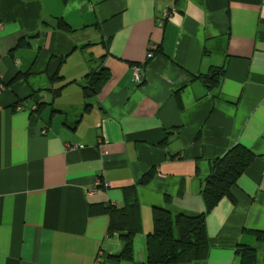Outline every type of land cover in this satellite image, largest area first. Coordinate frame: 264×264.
<instances>
[{
  "label": "crops",
  "instance_id": "obj_1",
  "mask_svg": "<svg viewBox=\"0 0 264 264\" xmlns=\"http://www.w3.org/2000/svg\"><path fill=\"white\" fill-rule=\"evenodd\" d=\"M0 88V264H144L155 209L204 213L235 145L254 160L183 264H240L244 245L264 264V0H0ZM133 201L119 261L107 207Z\"/></svg>",
  "mask_w": 264,
  "mask_h": 264
},
{
  "label": "trees",
  "instance_id": "obj_2",
  "mask_svg": "<svg viewBox=\"0 0 264 264\" xmlns=\"http://www.w3.org/2000/svg\"><path fill=\"white\" fill-rule=\"evenodd\" d=\"M59 26L68 29L67 23L60 20ZM109 78L106 69L92 72L85 81L84 94L88 101L98 92L102 84ZM210 82V75L202 77ZM254 153L242 145H235L225 155L212 161L211 172L206 180L203 196L206 211L198 215L180 213L173 216L165 208L154 211V231L147 238L148 256L144 264H183L206 258L209 251V237L206 226L207 213L222 198L229 196L238 178L254 160ZM151 175V174H150ZM150 179H143L147 183ZM112 220L110 231H119L124 239L123 251L116 260L133 258V238L141 229L139 204L129 202L125 207H107ZM241 256L240 264H255L256 251L250 246L238 249Z\"/></svg>",
  "mask_w": 264,
  "mask_h": 264
},
{
  "label": "built area",
  "instance_id": "obj_3",
  "mask_svg": "<svg viewBox=\"0 0 264 264\" xmlns=\"http://www.w3.org/2000/svg\"><path fill=\"white\" fill-rule=\"evenodd\" d=\"M169 15L168 13L166 15H164L165 18H167ZM162 24V23H161ZM149 57H151L153 55L152 51H150V53L148 54ZM133 69H134V74H135V77L138 81H141L142 80V76L140 74V67L135 65L133 66ZM2 92V88H0V93ZM0 204H1V198H0Z\"/></svg>",
  "mask_w": 264,
  "mask_h": 264
}]
</instances>
